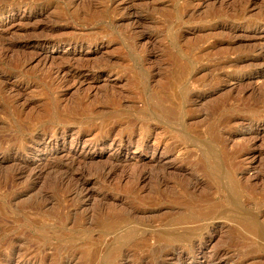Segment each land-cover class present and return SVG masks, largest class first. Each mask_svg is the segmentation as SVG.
Here are the masks:
<instances>
[{"label":"rangeland","instance_id":"374dc122","mask_svg":"<svg viewBox=\"0 0 264 264\" xmlns=\"http://www.w3.org/2000/svg\"><path fill=\"white\" fill-rule=\"evenodd\" d=\"M0 8V264H264V0Z\"/></svg>","mask_w":264,"mask_h":264},{"label":"bare ground","instance_id":"6f19581e","mask_svg":"<svg viewBox=\"0 0 264 264\" xmlns=\"http://www.w3.org/2000/svg\"><path fill=\"white\" fill-rule=\"evenodd\" d=\"M4 6H6V5H4ZM1 9V8H0ZM2 12V11H1ZM46 43H48V44H58L59 42L58 41H56V40H53V39H49L48 41H46ZM54 46V45H53ZM234 65V64H233ZM236 68H238V67H236ZM239 70V69H238ZM143 178V177H142ZM182 261H183V259H182Z\"/></svg>","mask_w":264,"mask_h":264}]
</instances>
